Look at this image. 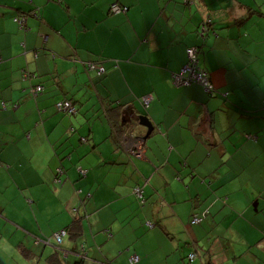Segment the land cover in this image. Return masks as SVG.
<instances>
[{
  "label": "crops",
  "instance_id": "obj_1",
  "mask_svg": "<svg viewBox=\"0 0 264 264\" xmlns=\"http://www.w3.org/2000/svg\"><path fill=\"white\" fill-rule=\"evenodd\" d=\"M192 46L211 93L172 81ZM0 247L22 264H264V0H0Z\"/></svg>",
  "mask_w": 264,
  "mask_h": 264
},
{
  "label": "built area",
  "instance_id": "obj_2",
  "mask_svg": "<svg viewBox=\"0 0 264 264\" xmlns=\"http://www.w3.org/2000/svg\"><path fill=\"white\" fill-rule=\"evenodd\" d=\"M124 10H125V8L118 5L117 3L112 4L110 7V11L112 13H120ZM23 19H24V17L20 16V17L16 18V21L22 25ZM204 24L207 25L208 23L205 22ZM205 28L206 27L203 25L201 34L204 33ZM198 53H199V50L197 47L192 46V47L187 48V50H186L187 62L181 68L180 72L172 74V81L175 85H178V86L190 85L192 83H196V84L201 85L205 89V91H207L208 93H211L214 90V87L212 86V84L210 82L208 72L205 69L201 68L198 64ZM88 68L89 69H95L96 67L93 63H88ZM102 72H104V68H98V73H102ZM41 91H42L41 86H36L35 88H32V92L34 94H38ZM150 100H151V95H145V96L141 97L140 103L142 104L143 107H147ZM56 107L59 110L68 111L70 113H73L75 111V108L70 101L58 102L56 104ZM83 140H85V139H83ZM131 141H132V144L136 146V149L139 147L143 148L141 142L136 140L135 138L131 139ZM139 150H137V151H139ZM136 154L140 155V153H136ZM57 173H61V169H58ZM57 181L60 182V179L57 178ZM133 191L139 199L142 198L143 190L141 188H139V187L134 188ZM201 221H202V217L198 216V215H193L190 219L191 224H199ZM146 225L148 227L153 226L152 222H150V221H147ZM65 235H66V231L64 229H61L60 231L53 234V238L55 239L57 244H60L63 236H65ZM194 256H195V254L192 253L188 256V259L191 260ZM138 260H139V257L137 255H132L129 258V263L133 264V263H136Z\"/></svg>",
  "mask_w": 264,
  "mask_h": 264
},
{
  "label": "trees",
  "instance_id": "obj_3",
  "mask_svg": "<svg viewBox=\"0 0 264 264\" xmlns=\"http://www.w3.org/2000/svg\"><path fill=\"white\" fill-rule=\"evenodd\" d=\"M187 50V49H186ZM137 187H139V188H141L142 190H143V188L142 187H140V186H136V187H134V188H137ZM134 188H133V190H134ZM133 193H134V191H133ZM135 194V193H134ZM136 195V194H135ZM142 196H143V193H142ZM137 197V196H136ZM138 198V197H137ZM139 199V198H138ZM141 202H143V200H142V198H140L139 199ZM153 224V223H152ZM145 225H146V223H145ZM147 226V225H146ZM153 226H154V224H153ZM64 230L66 231V234H68V235H70V236H72V237H76V236H78V235H80L81 234V225L79 224V220H74V221H72L71 222V224H69L66 228H64ZM59 246V245H58ZM58 249H59V247H57ZM56 248V249H57ZM82 248V247H81ZM57 249V250H58ZM76 256H78V258H80V261L82 260V259H84V254H83V252H82V250H79V251H77V250H75V251H72ZM55 253H57V251L55 252ZM56 256V255H55ZM131 257V256H130ZM82 258V259H81ZM129 261V260H128ZM50 262H51V264H61V262L58 260V258L57 259H55V257H54V259H53V256H51L50 257ZM138 262V261H137ZM136 262V263H137ZM75 264H79V262H77V263H75ZM102 264H110V262H108V261H104V262H102ZM130 264V263H129ZM133 264H135V263H133Z\"/></svg>",
  "mask_w": 264,
  "mask_h": 264
},
{
  "label": "water",
  "instance_id": "obj_4",
  "mask_svg": "<svg viewBox=\"0 0 264 264\" xmlns=\"http://www.w3.org/2000/svg\"><path fill=\"white\" fill-rule=\"evenodd\" d=\"M137 124L140 125V126L145 127L147 129V132H146V134L141 135V136L134 135L133 138H135L136 140L140 141L142 146L145 147V141L149 137V135L151 134V132L153 130V125H152L151 121L148 119V117L143 116V115L138 116ZM127 133L133 134L132 131H127Z\"/></svg>",
  "mask_w": 264,
  "mask_h": 264
},
{
  "label": "rangeland",
  "instance_id": "obj_5",
  "mask_svg": "<svg viewBox=\"0 0 264 264\" xmlns=\"http://www.w3.org/2000/svg\"><path fill=\"white\" fill-rule=\"evenodd\" d=\"M66 239H68V238L65 237V240H66ZM52 244H53V243L51 242V243H50V246H52ZM47 245H49V243H48ZM81 245H84V244H81ZM81 245H79V249H80ZM77 246H78V245H77ZM64 247H66V248H71V249H72V247H67V246H66V242H64ZM0 249H1L2 251H4L5 249H7V247H6V248H5V247H0ZM30 249H32V247H30ZM194 254H195V253H194ZM7 255H8L9 258L11 257L10 252H8ZM0 256H2V255H1V252H0ZM85 259H88V260H86V261H88V262H86V263H89V261H90L91 258L87 257V258H85ZM32 262H34V261H33V260H32V261H29V260L26 259V263H25V264H45V263H46V262H45V255H43V256L41 257L40 262H38V261H36V260H35L34 263H32ZM0 264H22V262H21L20 259H19V261H18L17 259H15V257H13V258H11L8 262H7V261H4V260H1V261H0Z\"/></svg>",
  "mask_w": 264,
  "mask_h": 264
},
{
  "label": "bare ground",
  "instance_id": "obj_6",
  "mask_svg": "<svg viewBox=\"0 0 264 264\" xmlns=\"http://www.w3.org/2000/svg\"><path fill=\"white\" fill-rule=\"evenodd\" d=\"M95 65H97V64H95Z\"/></svg>",
  "mask_w": 264,
  "mask_h": 264
}]
</instances>
